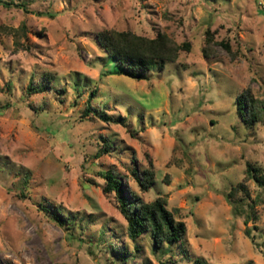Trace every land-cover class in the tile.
I'll return each instance as SVG.
<instances>
[{
    "label": "rangeland",
    "instance_id": "rangeland-1",
    "mask_svg": "<svg viewBox=\"0 0 264 264\" xmlns=\"http://www.w3.org/2000/svg\"><path fill=\"white\" fill-rule=\"evenodd\" d=\"M1 1L0 264H264V188L246 179L264 175V0ZM108 30L190 50L139 75L100 45ZM94 91L112 121L85 116ZM110 171L165 198L184 241L131 240Z\"/></svg>",
    "mask_w": 264,
    "mask_h": 264
},
{
    "label": "trees",
    "instance_id": "trees-1",
    "mask_svg": "<svg viewBox=\"0 0 264 264\" xmlns=\"http://www.w3.org/2000/svg\"><path fill=\"white\" fill-rule=\"evenodd\" d=\"M0 4L10 7L9 3ZM100 45L113 57L119 65L128 72L144 75L154 70L159 62H175L181 50H190V45L185 43L178 46L167 36L159 35L156 39L138 36L132 32L104 31L98 39ZM206 56V52H205ZM33 91V87H30ZM34 93L43 91L42 88L34 90ZM96 97V91L91 94L89 105L85 116L97 115L103 121H112L106 114L99 113L93 108L91 101ZM247 103L249 106H247ZM239 114L247 124H255L261 114L251 97L240 96L238 100ZM136 182L141 191L149 192L154 184L153 175L144 171L140 173L133 171ZM106 180V191L117 195L121 213L127 221V235L136 241L146 233H151L155 245H167L173 247L181 244L187 233L186 224L178 220L174 213L167 209L165 198H157L147 203L130 189L124 188L123 178L114 171L104 175ZM246 179L254 181L259 187L264 188V175L260 168L253 164L247 165ZM242 190L244 189L243 186ZM244 191V190H243ZM60 224L62 220L56 219ZM192 264H210L202 259L195 260Z\"/></svg>",
    "mask_w": 264,
    "mask_h": 264
}]
</instances>
